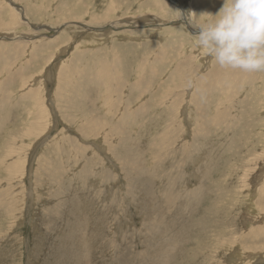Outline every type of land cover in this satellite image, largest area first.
<instances>
[{"label": "rangeland", "instance_id": "374dc122", "mask_svg": "<svg viewBox=\"0 0 264 264\" xmlns=\"http://www.w3.org/2000/svg\"><path fill=\"white\" fill-rule=\"evenodd\" d=\"M199 1L0 0V264H264V72Z\"/></svg>", "mask_w": 264, "mask_h": 264}, {"label": "clouds", "instance_id": "9594fccd", "mask_svg": "<svg viewBox=\"0 0 264 264\" xmlns=\"http://www.w3.org/2000/svg\"><path fill=\"white\" fill-rule=\"evenodd\" d=\"M183 14L177 11L176 19ZM195 47L221 69L264 72V0H224L216 13L189 12ZM193 81H188V87Z\"/></svg>", "mask_w": 264, "mask_h": 264}, {"label": "bare ground", "instance_id": "6f19581e", "mask_svg": "<svg viewBox=\"0 0 264 264\" xmlns=\"http://www.w3.org/2000/svg\"><path fill=\"white\" fill-rule=\"evenodd\" d=\"M201 1V0H200ZM199 1V2H200ZM41 3V2H40ZM46 4V3H45ZM44 5V4H43ZM200 6V5H199ZM208 6V5H207ZM204 7V6H203ZM31 8H33V7H31ZM204 9V8H203ZM7 15V14H6ZM7 18L9 19V21H13V19H14V15H11V17L9 18V15L7 16ZM2 19V18H1ZM4 19V18H3ZM27 20V19H26ZM66 20V19H65ZM62 24V23H61ZM67 24V23H66ZM65 24V25H66ZM41 26V25H40ZM78 27V26H77ZM3 28V27H2ZM38 28V27H37ZM63 28V27H62ZM71 28V27H70ZM69 29V28H68ZM73 29V28H72ZM173 31V30H172ZM4 33V32H3ZM9 33V32H8ZM58 33V32H57ZM89 33V32H88ZM95 33V32H94ZM93 33V34H94ZM61 34V33H60ZM60 34H58V35H56L55 37H53L52 38V41H53V43H56V44H60V43H62V41L65 43V42H67L69 39H70V37H68V36H61ZM71 34H72V32L70 33V35L69 36H71ZM6 35V34H5ZM2 36V35H1ZM15 36V35H14ZM84 36V35H83ZM8 37V36H7ZM10 37V36H9ZM3 38H5V37H3ZM44 38V37H43ZM43 38H41L42 40H43ZM62 38V39H61ZM94 38V37H93ZM2 39V38H1ZM23 39V38H22ZM40 39V38H39ZM48 39V38H47ZM46 39V40H47ZM62 40V41H59V40ZM91 39V38H90ZM6 40V39H5ZM8 40V39H7ZM72 41V40H71ZM86 41H89V40H86ZM78 42V41H77ZM85 42V41H84ZM83 42V43H84ZM37 43V42H36ZM63 43V44H64ZM89 43V42H88ZM92 43V42H91ZM68 44V43H67ZM69 45V44H68ZM30 46H31V44H30ZM61 46V45H60ZM83 46V45H82ZM37 48V46L36 47H34V49H36ZM61 50V49H60ZM68 50V49H67ZM27 51V50H26ZM56 51V50H55ZM70 53V52H69ZM25 57V56H24ZM67 60V59H66ZM64 62H65V60H63ZM111 62V61H110ZM54 67V66H53ZM103 70V69H102ZM111 70V69H110ZM117 70V69H116ZM103 72V71H102ZM134 74V73H133ZM38 76V75H37ZM32 77V76H31ZM96 78V77H95ZM31 79V78H30ZM39 79V78H38ZM109 80V79H108ZM113 81V80H112ZM40 82V80L38 81V83ZM40 84V83H39ZM38 84V85H39ZM109 84V83H108ZM112 84V83H111ZM171 86V85H170ZM97 87V86H96ZM111 87V86H110ZM123 88V87H122ZM25 89V88H24ZM116 90V89H115ZM22 91V90H21ZM38 91H39V89H38ZM38 98H39V93L37 94V95H35V93H33V94H29V96H28V99H33V100H38ZM54 98V97H53ZM144 101V100H143ZM183 101V100H182ZM108 102V101H107ZM149 107V106H148ZM123 108V107H122ZM48 110V109H47ZM264 112V111H263ZM35 113V112H34ZM39 114V112H37V113H35V116H37ZM53 115V114H52ZM246 116V115H245ZM49 119V118H48ZM33 120H35V119H33ZM38 120V119H37ZM39 125H42L43 126V128L45 127L44 126V124H41V123H39V121H33L30 125H29V127H28V129L27 130H30V129H32V131L36 128V127H39ZM136 126V125H135ZM44 130V129H43ZM29 132V131H28ZM39 132V131H38ZM34 133V132H33ZM30 134V133H29ZM101 136V135H100ZM256 137V136H255ZM43 142V141H42ZM234 144V143H233ZM13 146V145H12ZM7 154V153H6ZM8 160V159H7ZM257 161V160H256ZM195 164V163H194ZM260 166V165H259ZM116 170V169H115ZM261 171H263L262 169H261ZM248 175V174H247ZM262 177V176H261ZM189 180V179H188ZM257 180V179H256ZM244 182V181H243ZM247 183V182H246ZM187 186V185H186ZM244 186V185H243ZM242 187V186H241ZM189 189V188H188ZM252 189V188H251ZM255 196V195H254ZM51 203V202H50ZM25 211V210H24ZM8 213V212H7ZM22 220V219H21ZM251 220V219H250ZM9 224V223H8ZM22 225V224H21ZM249 227V226H248ZM5 229V228H4ZM77 234V233H76ZM249 234V233H248ZM249 237V236H248ZM233 243V242H232ZM200 250V249H199ZM263 258V257H262ZM165 260V259H164Z\"/></svg>", "mask_w": 264, "mask_h": 264}]
</instances>
